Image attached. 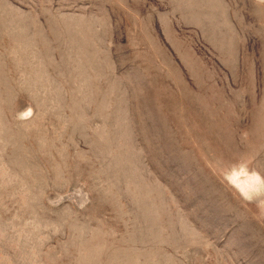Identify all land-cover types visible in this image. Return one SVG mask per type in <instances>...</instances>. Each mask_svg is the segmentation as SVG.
Returning <instances> with one entry per match:
<instances>
[{"label":"rangeland","instance_id":"1","mask_svg":"<svg viewBox=\"0 0 264 264\" xmlns=\"http://www.w3.org/2000/svg\"><path fill=\"white\" fill-rule=\"evenodd\" d=\"M0 264H264V0H0Z\"/></svg>","mask_w":264,"mask_h":264}]
</instances>
